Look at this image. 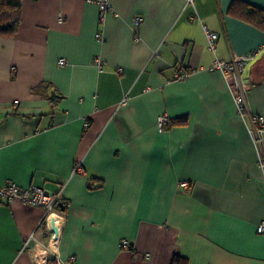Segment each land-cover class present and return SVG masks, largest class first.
Returning a JSON list of instances; mask_svg holds the SVG:
<instances>
[{
    "label": "crops",
    "instance_id": "1",
    "mask_svg": "<svg viewBox=\"0 0 264 264\" xmlns=\"http://www.w3.org/2000/svg\"><path fill=\"white\" fill-rule=\"evenodd\" d=\"M232 2L111 0L101 20L88 0H22L18 31L0 35V183L60 193L67 209L57 237L44 207L0 200V264H173L176 252L264 264V133L251 119L264 115V52L241 75L245 114L234 75L212 69L263 46L264 29Z\"/></svg>",
    "mask_w": 264,
    "mask_h": 264
},
{
    "label": "built area",
    "instance_id": "2",
    "mask_svg": "<svg viewBox=\"0 0 264 264\" xmlns=\"http://www.w3.org/2000/svg\"><path fill=\"white\" fill-rule=\"evenodd\" d=\"M89 2H95L98 4L100 8V19L104 20L105 16L112 10L111 0H88ZM187 4L195 5V0H186ZM144 16L138 15L135 17L134 22L137 24H141L144 21ZM205 31L208 36L210 42V48L216 51L217 48V40L218 33L212 31L207 26H205ZM97 38L101 41L105 40V36L103 33H97ZM264 52V45L258 47L256 49L250 50L245 55L235 58L232 61H226L222 59H216L212 69L213 70H222L231 72L236 80V85L238 89V93L236 95V101L238 105L239 112L241 114H245L247 110V102H246V94L244 90V86L241 81V75L244 73L247 68L255 62L261 53ZM59 63L61 65H65L67 63L66 58H60ZM121 70V69H120ZM189 76V72L180 73L177 77L178 79H185ZM18 102V100H16ZM251 119L255 125V133L258 136V140L260 139V135L264 133V115L261 114H252ZM171 118L168 114H164L159 118V126L160 128H164L169 122ZM264 165V162H263ZM76 172H84V167L81 163H77L75 166ZM181 186L185 189L190 187V183L188 181H184L181 183ZM15 199H19L28 205L33 206H42L47 210V214L42 220V223L47 225L52 230V219L55 218V214L63 215V212L59 209V203L62 202L60 193H52L47 189L33 185L29 187H21L16 182H8V183H0V200L12 201ZM57 224V222H56ZM53 231V230H52ZM258 232L264 233V220L260 222L258 225ZM53 235L55 233L53 232ZM122 246L125 248L133 249L131 243L128 239H122ZM149 257V253L145 254ZM74 259V258H73ZM59 264H64V262L60 259H57Z\"/></svg>",
    "mask_w": 264,
    "mask_h": 264
},
{
    "label": "trees",
    "instance_id": "3",
    "mask_svg": "<svg viewBox=\"0 0 264 264\" xmlns=\"http://www.w3.org/2000/svg\"><path fill=\"white\" fill-rule=\"evenodd\" d=\"M230 14L244 19L255 26L264 29V9L251 4L246 0H233L230 9ZM22 20V0H0V35H14L20 26ZM35 91L44 97L50 98L54 103H57L62 94L52 82H43L39 84ZM52 91V94H48ZM188 117L178 118L173 123H186ZM64 210L59 207L62 212L67 209L65 201L62 200ZM180 254L175 253L173 264H184L181 261Z\"/></svg>",
    "mask_w": 264,
    "mask_h": 264
},
{
    "label": "water",
    "instance_id": "4",
    "mask_svg": "<svg viewBox=\"0 0 264 264\" xmlns=\"http://www.w3.org/2000/svg\"><path fill=\"white\" fill-rule=\"evenodd\" d=\"M59 207H61V209L64 210V207H63V203L62 202L59 203ZM52 230L55 233V235L58 237L59 234H60V228L56 224V219L55 218L52 219Z\"/></svg>",
    "mask_w": 264,
    "mask_h": 264
},
{
    "label": "bare ground",
    "instance_id": "5",
    "mask_svg": "<svg viewBox=\"0 0 264 264\" xmlns=\"http://www.w3.org/2000/svg\"><path fill=\"white\" fill-rule=\"evenodd\" d=\"M55 219H56V222H57V225L59 227H61V221H62V218L60 217L61 215L60 214H55Z\"/></svg>",
    "mask_w": 264,
    "mask_h": 264
}]
</instances>
